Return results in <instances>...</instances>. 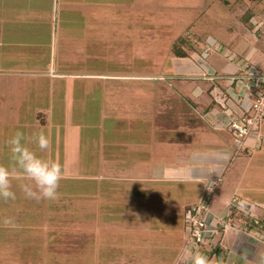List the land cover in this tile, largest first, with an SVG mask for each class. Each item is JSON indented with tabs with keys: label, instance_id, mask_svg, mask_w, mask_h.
<instances>
[{
	"label": "rangeland",
	"instance_id": "1",
	"mask_svg": "<svg viewBox=\"0 0 264 264\" xmlns=\"http://www.w3.org/2000/svg\"><path fill=\"white\" fill-rule=\"evenodd\" d=\"M248 9L263 12L264 0H88V23L101 24L109 31V40L104 42L109 61L103 66L93 64L94 69L125 75L119 79L109 77L104 122L99 106H90L88 95L81 92L71 97L47 86L39 96L33 95V91L23 94V103H27L19 107L20 114L26 116L19 122L24 124L23 129L31 128L27 125L40 109L49 116V122L51 117L77 126L64 127L62 120L56 126L52 122L46 125L45 134L51 146L45 152L26 142L42 158L59 162L64 178L58 198L40 202L25 198L20 187L24 181H13L16 199L0 200V221L12 217L20 227L12 229L0 223V264H176L181 251L189 246L178 214L170 216L163 192L158 197L153 191L150 193V208L139 207L144 199L132 192L139 177L137 162L132 159L139 133L134 121L144 113L136 106L156 104L157 144H150L151 147H161L163 154L169 147L176 148L168 141L180 134L181 125L173 120L179 121L189 114L190 106H212L216 97L194 99L188 92L183 98L175 92L180 83L172 80V74L200 71L210 85L218 82L214 78L235 75L228 69L230 62L242 64L244 70L252 65L264 69V53L258 49L264 52L260 36L256 41L246 29L254 23L243 20ZM89 36L91 32L88 40L92 38ZM180 36H188L196 46L191 50L184 44L188 50L186 57L174 53ZM104 43L92 40L88 49L97 55L105 54L104 49L101 51ZM232 53L238 58L232 59ZM91 66L88 64V69ZM210 66L214 71H210ZM226 82L228 79L222 83ZM91 87L96 90L98 82H91ZM243 91L249 95V90ZM254 93L249 95L251 101ZM32 100L43 101V107L32 106L28 110ZM93 102L97 99L93 98ZM5 114L7 111L0 110V163L8 165V137L3 133L10 135L11 130L14 134L21 126L4 124ZM190 122V127L196 122L202 124L198 116L190 117ZM230 127L233 129L232 123ZM230 130L224 132L221 145L201 141L198 146L188 143L192 145L189 149L185 144L188 159L193 163L188 170L198 163L206 166L198 155L218 147L231 148L228 159L232 163L223 181L215 177L204 178L203 183H181L179 194L197 197L191 206L208 204V225L214 227L207 228L206 237L196 248L213 259L224 257L227 264H251L250 255L246 257L241 249L231 247L227 237L222 240L226 254L208 253L220 243L218 236L226 229L232 234L251 233L248 244L259 242L264 251V113L247 135ZM250 137L253 143L248 141ZM159 152L156 151L157 156ZM142 165L141 162L139 167ZM154 165L151 163V172L157 171ZM214 180L218 183L213 184ZM174 187L173 192H177ZM216 203L219 212L228 209L227 213L212 214ZM146 208L156 213L145 215ZM224 219L230 223L220 225Z\"/></svg>",
	"mask_w": 264,
	"mask_h": 264
},
{
	"label": "crops",
	"instance_id": "2",
	"mask_svg": "<svg viewBox=\"0 0 264 264\" xmlns=\"http://www.w3.org/2000/svg\"><path fill=\"white\" fill-rule=\"evenodd\" d=\"M254 10H251L249 18L254 25L251 29H246L250 31L256 41L259 38L257 35H259L262 42L261 47H264V11L258 14ZM90 32L92 36L89 37L92 38L88 40ZM108 32V28L101 24L90 25L88 23V0H0V110L7 111L4 124L8 122L11 125H19L21 126L19 129H23L22 125L24 124L19 123L22 118L26 117L19 112L20 106H27V103H23V94L33 91L31 92L33 95L39 96L40 93H45L42 89L47 86L62 91V93L70 94L71 97L78 95L79 92L81 95H88L90 106H99L103 118L101 120L106 121L107 95L105 93L107 94L109 77L113 76L119 79L125 75V73L97 71L100 68L94 69L93 64L103 66L109 61L106 47L109 40ZM92 40L100 41V43L106 42L102 45L101 50L104 49L106 53L97 55V52L94 53L91 48L88 49V42ZM258 49L264 53L262 48L258 47ZM230 57L232 59L238 58L234 53ZM88 64L92 65L90 69H88ZM239 64L230 62L228 69L235 72V75H229L227 78H214L218 82L213 81L210 85L206 82L205 78L207 77L200 71L196 73L181 71L183 72L181 75L172 74L174 76L172 80L176 79V82L180 83V86L176 87L178 91L175 92L183 98L184 95L187 94L186 96H188L190 93L194 99L200 96L207 99L208 95L209 99L210 95L215 96L216 99H212L214 101L212 106H202L203 104L201 106H188L192 110L187 108L189 114L181 116L179 121L173 120L181 125L180 134L173 136V141H171L172 139L168 141L174 143L176 148L169 147L164 154L161 147L155 145L153 146L154 149L150 145L157 144L158 121L155 102L149 106H136L139 111L144 110V113L134 121L139 133L137 132L136 138L138 140L134 142L136 146L132 150L134 151L132 159L137 162L136 171L139 173L135 183L136 188L132 192L138 194V198L144 199L138 203L139 207H153V202L151 203L149 199L150 193L153 191L158 197L163 192L165 196L163 197L166 198L164 200L169 204L170 216L173 218V215L177 213V219L181 220L180 224L184 228L185 213L191 205L196 203L197 197L180 196L181 183L195 181L203 183L204 178L212 180L215 177L224 180L223 175L231 168L230 163L232 162L228 159V150L231 148L226 147L223 150H218V147L213 151L206 150L205 153L198 155L206 166L201 167L199 163H195L196 166L192 167L190 171L188 167L193 163L188 159L187 151L192 149V145L188 143L198 146L203 141L209 145H221L224 136H226L224 132L231 129L230 123L240 120L246 114L252 98L249 96L251 93L249 95L246 91L243 93L245 70L243 65ZM210 71H214L211 66ZM226 79H228V83H222ZM94 80L98 82L96 90H93L92 87L89 88ZM93 98L97 99L96 103L93 102ZM36 99L38 98L36 97ZM198 101L201 104L200 100ZM70 103L72 104L71 101ZM43 104V101L37 100L35 102L32 100L28 105L30 106L28 110H31L32 106H41L38 108H42ZM40 110L30 119V125L27 126H31V128L26 127L27 129L22 130L26 137L25 143L34 144L32 138L35 133H45L46 125L48 126L52 122L54 124L52 126H56L62 120L51 119L50 117L49 122L47 120L49 116ZM14 111L16 114L13 113ZM144 115L146 118H143ZM193 116H198V120L202 124L197 125L196 122V125L190 127V117ZM202 118H204V123ZM62 121L64 127L77 126L73 123L72 125L67 124L65 120ZM187 128L188 130H186ZM230 131L237 132L233 129ZM9 132L10 135L6 132L3 133V136L8 137V140L13 136V132L11 130ZM73 132L75 131L73 130ZM67 137L69 136L67 135ZM252 139L250 137L248 141L253 143ZM185 144L189 149L184 147ZM156 151H160L159 156H157ZM141 162L143 165L140 168ZM158 162L162 165L159 166ZM151 163L155 164L154 167L157 171H150ZM162 185L161 190L160 186ZM173 185L177 192H173ZM167 194L169 196L166 197ZM228 202L226 203L227 207ZM215 206L216 211L212 212L214 215H223L228 211L227 209L224 213L223 211L219 212L218 204L216 203ZM147 208L145 215L152 216L156 213V211H148ZM239 233L232 234L228 229L224 230L222 235L218 236L220 250L222 249L219 252L226 254L225 243L222 240L227 237L231 247L241 249L240 251H243L244 256L249 257L250 255L249 258L252 259L254 253L261 251L263 246L259 242L253 245L248 244L251 233ZM249 247H252L251 251Z\"/></svg>",
	"mask_w": 264,
	"mask_h": 264
},
{
	"label": "clouds",
	"instance_id": "3",
	"mask_svg": "<svg viewBox=\"0 0 264 264\" xmlns=\"http://www.w3.org/2000/svg\"><path fill=\"white\" fill-rule=\"evenodd\" d=\"M23 131L17 130L7 141L10 152V163H0V200H15L13 181L22 180L20 185L26 199L40 202L54 201L58 198L60 181L64 178L59 162L42 158L25 143ZM37 149L45 152L50 149V138L43 132L33 135ZM0 223L5 227L19 229L20 225L12 217L3 218ZM176 264H227L224 257L210 258L193 245L185 247L177 257ZM251 264H264V251L254 254Z\"/></svg>",
	"mask_w": 264,
	"mask_h": 264
},
{
	"label": "built area",
	"instance_id": "4",
	"mask_svg": "<svg viewBox=\"0 0 264 264\" xmlns=\"http://www.w3.org/2000/svg\"><path fill=\"white\" fill-rule=\"evenodd\" d=\"M244 77L245 80L243 81L245 88L249 90V93L253 91H255V93L253 95V100L249 103L246 114H244L240 120H236L232 123L233 130H236L238 134L242 133V136L247 135L249 129L253 128L264 113V69L259 70L254 65L248 66L245 70ZM216 183H218V181L214 180L213 184ZM185 218L188 244L193 246L200 245L206 237L205 233L207 228L214 227L208 225V221L210 220L208 218V204L198 203L191 206L186 211ZM224 222L228 223L229 221L224 219L220 225H223ZM215 231H217V229Z\"/></svg>",
	"mask_w": 264,
	"mask_h": 264
},
{
	"label": "trees",
	"instance_id": "5",
	"mask_svg": "<svg viewBox=\"0 0 264 264\" xmlns=\"http://www.w3.org/2000/svg\"><path fill=\"white\" fill-rule=\"evenodd\" d=\"M225 1V0H224ZM251 10L252 9H248L247 11H246V13L244 14V16H243V20L244 21H247L249 18H250V15H251ZM189 33V32H188ZM177 43L175 44V47H174V53L177 55V56H186L187 54H188V50L187 49H185V47H184V44H187V46H188V48L189 49H195L196 48V46H194V44L191 42V39L188 37V36H186V37H182V36H180V37H178L177 38ZM240 214V213H239ZM239 214L238 215H236V217H239ZM220 228H221V226H220ZM218 251H220V245H219V242L217 243V245L216 246H214L213 247V249L212 250H210L208 253L211 255V254H215V253H218Z\"/></svg>",
	"mask_w": 264,
	"mask_h": 264
}]
</instances>
